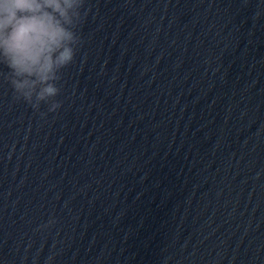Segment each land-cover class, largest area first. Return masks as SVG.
Wrapping results in <instances>:
<instances>
[{"label": "water", "instance_id": "obj_1", "mask_svg": "<svg viewBox=\"0 0 264 264\" xmlns=\"http://www.w3.org/2000/svg\"><path fill=\"white\" fill-rule=\"evenodd\" d=\"M59 107L0 65V264H264V0H83Z\"/></svg>", "mask_w": 264, "mask_h": 264}, {"label": "clouds", "instance_id": "obj_2", "mask_svg": "<svg viewBox=\"0 0 264 264\" xmlns=\"http://www.w3.org/2000/svg\"><path fill=\"white\" fill-rule=\"evenodd\" d=\"M83 0H0V65L18 99L48 111L59 71L73 61Z\"/></svg>", "mask_w": 264, "mask_h": 264}]
</instances>
